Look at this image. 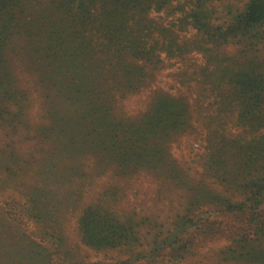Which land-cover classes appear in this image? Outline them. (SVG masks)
<instances>
[{
  "label": "trees",
  "instance_id": "obj_1",
  "mask_svg": "<svg viewBox=\"0 0 264 264\" xmlns=\"http://www.w3.org/2000/svg\"><path fill=\"white\" fill-rule=\"evenodd\" d=\"M212 1L44 0L43 14L33 17L35 31L33 27L30 33L40 40L46 36L45 57L52 64L59 62L45 65L50 71L58 68L49 96L73 106L84 95L91 97L81 107L87 121L80 124L84 134L79 147L69 155L70 174H84L83 161L100 156L120 161L123 169L152 171L161 186L192 176L218 179L227 186L225 194L202 187L189 190L198 194H192V200L209 195L221 212L242 220L223 251L225 263L264 264V0H243L237 8L228 7L222 23L215 22ZM24 8L25 0H0L2 99L14 93L3 87L11 70L4 65L1 50L20 31ZM155 13L165 17L155 18ZM93 31L98 37L89 39ZM228 45L236 47L235 54L225 57L221 48ZM193 53L208 64L177 66L170 77L179 94L159 92L137 119L125 120L115 113L110 102L117 95L138 92L164 69L166 60L184 63ZM77 59L86 60V65H74ZM83 75L86 81L80 80ZM19 117L13 114L8 123ZM54 120L64 123L65 117L55 115ZM232 124L243 133L230 137L227 126ZM65 130H60L61 139L67 137ZM196 132L205 145L198 163L202 173L193 175L171 156L170 143L177 135ZM82 230L84 243L97 250L132 242V229L109 214L103 216L100 209L85 212ZM188 235L180 231L162 245L169 260L184 257Z\"/></svg>",
  "mask_w": 264,
  "mask_h": 264
},
{
  "label": "rangeland",
  "instance_id": "obj_2",
  "mask_svg": "<svg viewBox=\"0 0 264 264\" xmlns=\"http://www.w3.org/2000/svg\"><path fill=\"white\" fill-rule=\"evenodd\" d=\"M43 1L25 0L19 15L23 19L21 29L1 50L4 65L11 70L3 87L14 94L0 98V264H228L223 251L242 227L241 218L221 212L208 200L209 195L192 200V194H198L189 190L202 187L225 194L224 182L192 176L179 184L161 186V179L152 171H136L134 166L123 169L120 161H104L100 156L83 161L84 174L68 172L72 166L69 155L75 153L84 134L80 124L87 121L81 107L91 97L84 95L73 106L49 96L58 68L50 71L45 65L59 62L52 64L45 57L46 36L40 40L30 33L33 17L43 14ZM242 3L213 0L209 5L216 10L215 22L222 23L227 19V8ZM152 16L165 17L156 13ZM97 37L90 32L89 39ZM235 49L228 45L221 48V54L232 56ZM186 60H166L164 69L141 90L126 92L123 98L117 95L110 102L115 113L125 120L137 119L147 112L159 92L179 94L170 77L177 66L207 63L195 53ZM67 64L68 68L84 67L86 60ZM80 80L86 81L85 75ZM207 101L210 105L212 98ZM71 106L70 111L63 110ZM13 114L20 117L8 123ZM55 115L65 117V122H55ZM233 126H227L230 137L243 133ZM62 129H66L65 139L60 138ZM176 137L170 143L171 156L184 168H191L193 175L201 174L198 163L204 153L203 136L196 132ZM90 209H100L103 216L109 214L132 229V245L102 250L88 247L83 241L82 217ZM183 230L189 234L188 251L182 259L169 260L162 245Z\"/></svg>",
  "mask_w": 264,
  "mask_h": 264
}]
</instances>
